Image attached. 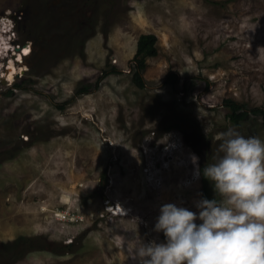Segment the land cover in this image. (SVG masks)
Returning <instances> with one entry per match:
<instances>
[{
  "label": "rangeland",
  "instance_id": "obj_1",
  "mask_svg": "<svg viewBox=\"0 0 264 264\" xmlns=\"http://www.w3.org/2000/svg\"><path fill=\"white\" fill-rule=\"evenodd\" d=\"M111 5L0 0L17 69L0 77V264H136L159 206L202 192L190 155L201 171L229 128L264 140L261 117L236 126L224 105L264 108V0ZM143 34L158 56L139 89Z\"/></svg>",
  "mask_w": 264,
  "mask_h": 264
},
{
  "label": "clouds",
  "instance_id": "obj_2",
  "mask_svg": "<svg viewBox=\"0 0 264 264\" xmlns=\"http://www.w3.org/2000/svg\"><path fill=\"white\" fill-rule=\"evenodd\" d=\"M12 28L0 29L9 45ZM218 152L202 173L190 155L194 178L202 175L213 197L162 203L150 229L158 238L137 242L136 264H264V140L229 128Z\"/></svg>",
  "mask_w": 264,
  "mask_h": 264
},
{
  "label": "trees",
  "instance_id": "obj_3",
  "mask_svg": "<svg viewBox=\"0 0 264 264\" xmlns=\"http://www.w3.org/2000/svg\"><path fill=\"white\" fill-rule=\"evenodd\" d=\"M106 1H109L110 6H115V5H111L113 1L115 0H106ZM156 45H157V38L154 35L143 34L140 36L138 40L137 52L133 60L134 73H133L132 81L134 85L138 87L139 89L146 88L147 81L143 77V72L147 68L146 59L158 56V50H157ZM112 72H116V71L113 70ZM107 75L108 73H105L103 75V78L104 76H107ZM167 80H168V83L174 86L176 85L178 78L175 76H169ZM89 92H90L89 88L85 87L79 90L78 94H88ZM224 105L230 110V113L228 115V120L232 124L239 126L241 125L242 122H247L251 115H254V116H259L262 118V128L264 129V108H255L252 110H248L245 105L239 104L232 100H225ZM207 153H209L208 157H209L210 163H212L213 157H216V155L214 154L213 151L211 152V154L210 152H207ZM204 166L206 165L201 166V173H202V169ZM201 181H202V193L206 195L207 197L212 198L214 193L211 189L209 182L204 180L203 177ZM216 198L219 199V196H217Z\"/></svg>",
  "mask_w": 264,
  "mask_h": 264
},
{
  "label": "flooded vegetation",
  "instance_id": "obj_4",
  "mask_svg": "<svg viewBox=\"0 0 264 264\" xmlns=\"http://www.w3.org/2000/svg\"><path fill=\"white\" fill-rule=\"evenodd\" d=\"M13 52H14L13 49L12 50L8 49V50L5 51L4 56L0 57V65H1V67H0V77L1 78H2L3 73H4V71H1V70H5L6 68H8L7 67L8 66L7 62L8 63L10 62L9 59L12 58Z\"/></svg>",
  "mask_w": 264,
  "mask_h": 264
},
{
  "label": "bare ground",
  "instance_id": "obj_5",
  "mask_svg": "<svg viewBox=\"0 0 264 264\" xmlns=\"http://www.w3.org/2000/svg\"><path fill=\"white\" fill-rule=\"evenodd\" d=\"M0 38H1V35H0ZM5 47H6V49L7 48L11 49L7 45ZM16 71H17V69L15 68V66L13 64H11V66L6 70V72H4V77L6 78V80L9 81V82H13L14 81V75L16 74Z\"/></svg>",
  "mask_w": 264,
  "mask_h": 264
},
{
  "label": "water",
  "instance_id": "obj_6",
  "mask_svg": "<svg viewBox=\"0 0 264 264\" xmlns=\"http://www.w3.org/2000/svg\"><path fill=\"white\" fill-rule=\"evenodd\" d=\"M20 49H22V48H18L17 50H20Z\"/></svg>",
  "mask_w": 264,
  "mask_h": 264
}]
</instances>
